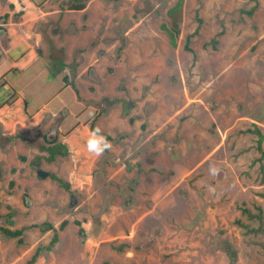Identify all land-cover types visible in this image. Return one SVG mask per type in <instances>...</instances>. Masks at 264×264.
I'll return each mask as SVG.
<instances>
[{"label":"rangeland","instance_id":"rangeland-1","mask_svg":"<svg viewBox=\"0 0 264 264\" xmlns=\"http://www.w3.org/2000/svg\"><path fill=\"white\" fill-rule=\"evenodd\" d=\"M11 1L0 0V226L27 229L24 242L0 234V264H26L54 236L43 223L65 219L35 264H231L225 240L238 264H264V233L239 222L258 226L242 207L264 208V141L250 130L264 132V0H185L178 47L163 29L177 0ZM93 122L113 137L100 157L86 149ZM54 128L70 152L50 160Z\"/></svg>","mask_w":264,"mask_h":264},{"label":"trees","instance_id":"trees-1","mask_svg":"<svg viewBox=\"0 0 264 264\" xmlns=\"http://www.w3.org/2000/svg\"><path fill=\"white\" fill-rule=\"evenodd\" d=\"M89 0H70L68 3V8L72 10H83L87 7ZM13 6V4H12ZM184 6H185V0H177V2L169 9L168 14L171 19V24L164 23L163 29L167 32L169 35L170 43L174 47L179 46V36L182 32V22L184 20ZM255 10V7H253L250 12H253ZM7 16H9V12L6 13ZM191 40V37H189L188 42L186 43V48L193 50V48L190 46L189 41ZM67 64L62 60L58 59L54 63V67L51 69V77L55 78L61 70H63ZM75 68V67H74ZM75 71V70H74ZM76 72V71H75ZM64 80L66 83L71 84L77 92H79V88L77 87V84L75 80H70L69 75L64 76ZM124 102V108L125 112H130L131 105L134 104V101H127L123 100ZM131 121H134V118H131ZM92 130L96 129L95 123L93 122ZM251 131H254L259 136V147L262 148V144L264 141V132L259 128L256 127L254 129H250ZM106 137L109 139H112V135L109 133H106ZM50 143L47 146H44L45 150L49 152L48 158L50 160H54L58 154H69L70 150L66 143L59 142L58 139L54 140H48ZM52 177L57 179L64 187L70 188L71 183L64 178L58 176L57 174L53 173ZM243 212L248 215L251 219H258L260 221V224L258 226H253L250 223L239 221L243 227H245L247 232H261L264 233V208L261 205L256 206V209L244 205L242 207ZM15 213L11 211L8 216V223L10 225H15L16 220L14 218ZM69 220L65 219L61 225L60 228H57L52 222H44L43 227L45 230L49 229H55L54 236L52 237L51 241L47 245H39L32 256L28 259L26 264H35L40 257V255L47 250H52L57 242L60 240V232L59 230L65 229V227L68 225ZM79 224H81V221H78ZM27 227H11L6 225L0 226V234H5L10 237H19L20 242H24V235ZM81 230L83 231L84 228L82 227ZM223 248L228 252V254L231 257V264H238L239 254L237 248L234 246V244L229 241L225 240L223 241ZM106 264H110V262H106Z\"/></svg>","mask_w":264,"mask_h":264},{"label":"clouds","instance_id":"clouds-1","mask_svg":"<svg viewBox=\"0 0 264 264\" xmlns=\"http://www.w3.org/2000/svg\"><path fill=\"white\" fill-rule=\"evenodd\" d=\"M111 147V142L102 133L100 128L92 130L86 141L87 151L96 157L102 156L105 151L110 150ZM218 171L219 169L215 166H210L209 168V172L211 175H216ZM210 191H214V189L210 188Z\"/></svg>","mask_w":264,"mask_h":264},{"label":"water","instance_id":"water-1","mask_svg":"<svg viewBox=\"0 0 264 264\" xmlns=\"http://www.w3.org/2000/svg\"><path fill=\"white\" fill-rule=\"evenodd\" d=\"M6 35H7V29L5 27H0V38L2 39H6ZM0 129H1V124H0ZM58 129L57 128H54L53 132L50 133L48 136H47V139L48 140H54L57 138L58 136ZM36 166V169H37V172L38 174L41 176V177H48V176H52V171H49L43 167H41L39 164H35ZM3 176V168L0 166V179L2 178ZM184 196L187 195L186 192L183 193ZM28 202L31 203V201L28 199ZM77 203V199L75 197V195H73V198H72V206H75Z\"/></svg>","mask_w":264,"mask_h":264},{"label":"crops","instance_id":"crops-1","mask_svg":"<svg viewBox=\"0 0 264 264\" xmlns=\"http://www.w3.org/2000/svg\"><path fill=\"white\" fill-rule=\"evenodd\" d=\"M30 1L33 3L34 0H30ZM11 2L14 4L15 7H17V3H16L15 0H12ZM16 59H17V58H16ZM19 62H20V61H19L18 59H17L16 61H13L12 64H11V68H12V67H16L17 64H19ZM11 68H10V69H11ZM10 69H9V70H10ZM13 87H14V86H13ZM16 95H17V92L15 93V96L13 95L14 97H12L11 99L14 100V103L21 104V102L24 101V99L22 98V96H16ZM6 107H7V106H5L4 108H2V106H1V104H0V110H2V109L4 110V109H6ZM4 116H5V115H4ZM0 118H1V119H4L5 117H3V115L0 114Z\"/></svg>","mask_w":264,"mask_h":264}]
</instances>
